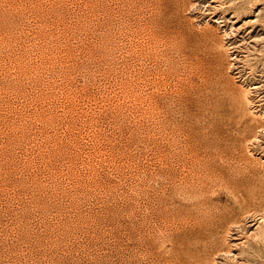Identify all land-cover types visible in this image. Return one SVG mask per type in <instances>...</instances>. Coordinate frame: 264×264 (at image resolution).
I'll list each match as a JSON object with an SVG mask.
<instances>
[{
  "label": "rangeland",
  "instance_id": "obj_1",
  "mask_svg": "<svg viewBox=\"0 0 264 264\" xmlns=\"http://www.w3.org/2000/svg\"><path fill=\"white\" fill-rule=\"evenodd\" d=\"M0 264H264V0H0Z\"/></svg>",
  "mask_w": 264,
  "mask_h": 264
},
{
  "label": "bare ground",
  "instance_id": "obj_2",
  "mask_svg": "<svg viewBox=\"0 0 264 264\" xmlns=\"http://www.w3.org/2000/svg\"><path fill=\"white\" fill-rule=\"evenodd\" d=\"M209 58H210V57H209ZM224 90H225V89H224ZM223 94H224V93H223ZM223 94H222V95H223ZM220 95H221V94H220ZM223 96H225V94H224ZM223 96H222V99L224 98Z\"/></svg>",
  "mask_w": 264,
  "mask_h": 264
}]
</instances>
